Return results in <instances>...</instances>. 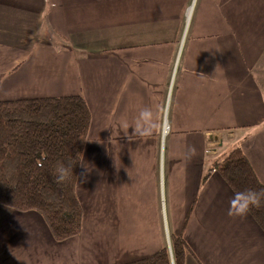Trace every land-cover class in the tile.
<instances>
[{
  "label": "crops",
  "instance_id": "1",
  "mask_svg": "<svg viewBox=\"0 0 264 264\" xmlns=\"http://www.w3.org/2000/svg\"><path fill=\"white\" fill-rule=\"evenodd\" d=\"M76 95L81 231L56 241L38 212L0 205V264L172 258L176 236L184 264H264V232L228 216L213 169L240 147L264 184V0H0V101Z\"/></svg>",
  "mask_w": 264,
  "mask_h": 264
},
{
  "label": "trees",
  "instance_id": "2",
  "mask_svg": "<svg viewBox=\"0 0 264 264\" xmlns=\"http://www.w3.org/2000/svg\"><path fill=\"white\" fill-rule=\"evenodd\" d=\"M90 124V112L81 95L0 101V205L18 211H36L53 238L63 241L81 231L82 208L76 180ZM73 160V176L55 182L57 161ZM236 193L261 191L251 163L240 147L213 166ZM209 173L204 178H208ZM264 232V207L249 213ZM150 257L124 264H184L192 251L181 236Z\"/></svg>",
  "mask_w": 264,
  "mask_h": 264
},
{
  "label": "clouds",
  "instance_id": "3",
  "mask_svg": "<svg viewBox=\"0 0 264 264\" xmlns=\"http://www.w3.org/2000/svg\"><path fill=\"white\" fill-rule=\"evenodd\" d=\"M153 116L150 109H143L135 120L133 134L140 137H149L153 134ZM190 156L195 155V149L189 150ZM76 164L73 160L57 161L54 177L57 184H66L72 178L73 167ZM81 166L85 169L81 173L83 177L82 182L87 181V173L90 169L81 162ZM264 207V190L256 191L252 189L236 192L230 200V206L228 209V216L232 218H246L253 208L259 209Z\"/></svg>",
  "mask_w": 264,
  "mask_h": 264
},
{
  "label": "built area",
  "instance_id": "4",
  "mask_svg": "<svg viewBox=\"0 0 264 264\" xmlns=\"http://www.w3.org/2000/svg\"><path fill=\"white\" fill-rule=\"evenodd\" d=\"M187 13H188V10H187Z\"/></svg>",
  "mask_w": 264,
  "mask_h": 264
},
{
  "label": "rangeland",
  "instance_id": "5",
  "mask_svg": "<svg viewBox=\"0 0 264 264\" xmlns=\"http://www.w3.org/2000/svg\"><path fill=\"white\" fill-rule=\"evenodd\" d=\"M233 148V147H232Z\"/></svg>",
  "mask_w": 264,
  "mask_h": 264
}]
</instances>
